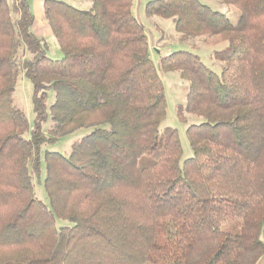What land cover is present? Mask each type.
<instances>
[{
	"label": "trees",
	"instance_id": "trees-1",
	"mask_svg": "<svg viewBox=\"0 0 264 264\" xmlns=\"http://www.w3.org/2000/svg\"><path fill=\"white\" fill-rule=\"evenodd\" d=\"M89 1L81 10L43 0L63 54L52 60L29 0H0V264L263 263L264 0H218L240 12L236 25L200 0L146 5L181 39L229 52L220 75L187 51L160 59L158 70L190 83L185 112L203 121L186 131L191 158L182 161L174 130L145 166L167 116L163 82L134 0ZM21 72L33 86L32 129L13 103ZM86 128L68 155L43 150Z\"/></svg>",
	"mask_w": 264,
	"mask_h": 264
},
{
	"label": "rangeland",
	"instance_id": "rangeland-1",
	"mask_svg": "<svg viewBox=\"0 0 264 264\" xmlns=\"http://www.w3.org/2000/svg\"><path fill=\"white\" fill-rule=\"evenodd\" d=\"M14 1L15 0H9V3L12 4ZM58 1L65 2L81 10H89L91 8V2L89 0ZM150 1L153 0H134L132 13L136 20L144 28L151 48V57L155 66L157 67V70L161 58H164L177 51H187L198 55L201 61L209 69H211L217 75H220L222 72L221 58L228 54V44L225 43L219 45H210L205 42V38L187 40L181 39V35L176 31L172 19L148 17L146 15V5ZM200 1L210 7L212 10L227 15L233 25L237 24L240 17V12L236 8L228 7L220 3L218 0ZM29 4L35 17V23L32 27V31L37 35L38 38L42 40L46 56L52 60H61L63 58V54L43 16V0H29ZM158 73L164 85L165 96L167 100V116L161 127V135L157 150L153 154L142 157L140 163L142 166L149 165L157 161L159 156L158 153L164 148L166 139L174 130L177 131L179 140L181 142L183 151L182 161L191 158L193 156V152L190 147L186 131L188 127L192 125H198L203 121L202 118L185 112L190 83L188 81L182 80L178 72H164L158 70ZM32 96V83L25 76V74L21 72L18 76L16 89L13 94V103L18 109L25 113L31 129L34 127L36 121ZM53 101L54 93L49 92L47 104L50 106ZM181 111L183 112V116H180ZM51 125L52 122L49 119V121L43 125V130L47 132ZM89 132V128L78 130L66 137H63L56 144L45 146L43 150L59 152L64 155H68L71 152L72 144ZM25 137L29 138L30 132L27 133ZM35 194L39 200L45 204L48 203L42 184L35 182ZM240 222V220H236L225 223L222 225V229L226 231H234L237 227H239ZM56 225L57 228H59L63 225H66V222L57 219ZM261 264H264V262Z\"/></svg>",
	"mask_w": 264,
	"mask_h": 264
},
{
	"label": "crops",
	"instance_id": "crops-1",
	"mask_svg": "<svg viewBox=\"0 0 264 264\" xmlns=\"http://www.w3.org/2000/svg\"><path fill=\"white\" fill-rule=\"evenodd\" d=\"M43 12V11H42Z\"/></svg>",
	"mask_w": 264,
	"mask_h": 264
}]
</instances>
